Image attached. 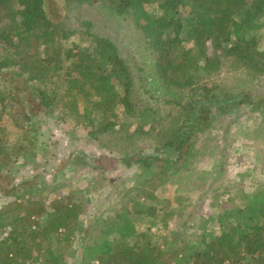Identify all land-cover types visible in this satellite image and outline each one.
Returning a JSON list of instances; mask_svg holds the SVG:
<instances>
[{"label":"trees","instance_id":"obj_1","mask_svg":"<svg viewBox=\"0 0 264 264\" xmlns=\"http://www.w3.org/2000/svg\"><path fill=\"white\" fill-rule=\"evenodd\" d=\"M97 2L134 20L142 32L150 56L145 75L134 77L116 44L92 31L90 21L79 20L83 30L68 25L71 9ZM53 3L63 15L52 17ZM152 4L163 11L160 16L145 9ZM260 30L264 0H0V85L6 87L0 90V192L9 199L0 209V264H59L73 252L76 233L83 235L79 264H264V185L251 194L238 184L223 188L209 204L215 213L198 216L196 224H168L185 207L172 177L184 171L186 180L208 155L196 132L222 109L218 95L228 91L218 77L239 72L250 82L264 78ZM74 34L79 39L70 41ZM244 80L237 86L249 83ZM139 89L151 91L150 98L161 96L162 104L139 99ZM194 111L183 136L175 125ZM46 114L90 128L101 150L119 153V168L134 169L127 210L82 225L85 208L72 194L45 206L41 197L33 198L40 191L32 184L14 182L8 172L17 159L35 156ZM6 122L23 139L8 145ZM139 142L151 152L129 149ZM164 152L175 158H161ZM221 195L234 204L219 206ZM141 220L146 225L139 230L134 222ZM162 230L167 234L159 245L151 239Z\"/></svg>","mask_w":264,"mask_h":264},{"label":"rangeland","instance_id":"obj_2","mask_svg":"<svg viewBox=\"0 0 264 264\" xmlns=\"http://www.w3.org/2000/svg\"><path fill=\"white\" fill-rule=\"evenodd\" d=\"M145 9L157 16L163 12L158 10L155 4L146 5ZM63 14L64 9L60 4L53 3L52 17L56 18ZM67 20L71 28L82 30L79 20L90 21L93 24L92 31L108 37L116 44L121 56L133 66L134 77L145 75L149 68L150 56L144 49V36L140 29L136 28L134 20L114 16L99 2L71 9L67 14ZM258 37L260 39L258 48L264 51L263 30L259 31ZM78 39L79 34H74L70 41ZM81 45L84 47L87 42ZM136 69L140 71L137 72ZM244 78V81L249 83L238 87L236 80ZM217 80H222L223 86L226 87L225 91H228L226 96L215 94L219 96L222 109L218 108L211 116L213 120L205 131L196 132V137L199 139L197 145H202L209 156L193 166L196 173L191 174L186 180L180 174L184 171H179L178 175L172 177L177 183L178 193L183 196L185 207L179 219L174 214L168 223L170 228H174L177 222L183 221L187 224H196L198 216L208 217L215 213V209L209 204L215 195L221 194L218 191H222L223 188L238 184L244 192L251 194L264 185V78H254L250 82V78L243 77L239 72H222ZM5 88L0 85L1 91ZM245 93L249 96L247 97ZM150 95L151 91L144 94L143 89L137 92L138 98L143 101L155 105L162 104L161 96L150 98ZM85 104L82 99L79 100L80 110ZM213 108H217L216 104L212 106ZM194 114L195 111L191 115L182 116L176 123L175 128L181 129V135L187 134ZM52 118L48 114L46 117L41 116L40 132L36 133L38 139L36 154L32 158L25 156L24 159L21 157L16 160L14 168L8 172L14 177V182L17 184L28 181L32 184L40 191L36 194L33 190L36 195L33 198L41 197L45 206L55 198L72 194L73 200L82 202L85 208L79 217L82 225L87 224L93 216L105 220L117 211L127 210L129 202L125 191L133 183L134 169H126L122 166L119 168L117 165L119 153L101 150L91 138L90 128L75 125L70 121L56 122ZM4 126L8 134V145H12L19 138L23 139L21 131H16L7 122ZM146 147L145 142H139L129 149L143 148L145 153H150L151 151ZM159 156L170 161L175 158L173 152L160 153ZM220 167L223 170L218 174L217 170ZM239 181H243V184H239ZM168 190L170 195H167L173 196V188L170 187ZM231 190L230 196L235 195V191ZM215 191L217 194H214ZM227 200V195H221L217 204L226 207L234 204L228 203ZM8 201L9 199L0 192V209ZM134 223L137 228L142 229L146 225L143 220L139 224ZM152 229L155 232L154 228ZM213 229L216 233L217 227ZM192 231L193 229H189L187 233ZM6 234L7 229L2 235ZM166 234V230L156 232V236L151 240L160 245ZM82 236L75 234L71 246L73 252L68 251L63 255L59 264H79Z\"/></svg>","mask_w":264,"mask_h":264},{"label":"crops","instance_id":"obj_3","mask_svg":"<svg viewBox=\"0 0 264 264\" xmlns=\"http://www.w3.org/2000/svg\"><path fill=\"white\" fill-rule=\"evenodd\" d=\"M139 224V223H138ZM139 230L142 229V228H138Z\"/></svg>","mask_w":264,"mask_h":264}]
</instances>
